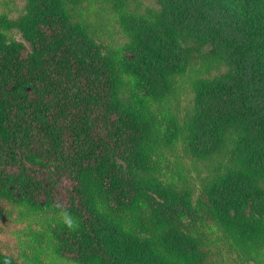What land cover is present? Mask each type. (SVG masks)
<instances>
[{
  "label": "trees",
  "instance_id": "obj_1",
  "mask_svg": "<svg viewBox=\"0 0 264 264\" xmlns=\"http://www.w3.org/2000/svg\"><path fill=\"white\" fill-rule=\"evenodd\" d=\"M66 1L27 0L9 27L22 41L9 39L0 22V189L8 180L48 200L61 213L62 253L82 264H204L198 241L183 230L199 217L192 197L148 177L164 148L186 141L194 159L215 165L208 210L240 231L234 222L251 205L262 227L251 239L262 241L264 0H156L158 20L127 24L130 59L107 54ZM205 49L227 72L200 80L193 116L183 126L174 120L166 139L155 136L146 99L125 92L127 75L165 98ZM147 201L169 230L163 250L102 208L125 213ZM0 264L13 263L0 254Z\"/></svg>",
  "mask_w": 264,
  "mask_h": 264
},
{
  "label": "rangeland",
  "instance_id": "obj_2",
  "mask_svg": "<svg viewBox=\"0 0 264 264\" xmlns=\"http://www.w3.org/2000/svg\"><path fill=\"white\" fill-rule=\"evenodd\" d=\"M65 5L72 20L84 25L107 54L128 59L133 58L129 48L132 37L126 28L128 22L132 18L158 20L161 13L156 0H67ZM26 6L27 0H0V22L11 40L22 41L17 28L9 27L25 12ZM189 45L199 46L193 40H189ZM208 52L205 49L202 58L187 62L182 72L175 75L170 93L165 98L155 97L152 92L140 87L141 82L137 77L127 75L125 92L129 97L131 94H141L146 99L148 115L157 126L155 136L166 139L174 120L183 126L193 116L196 110V85L200 80H213L227 72V66ZM186 148V141L164 148L155 157L157 170L154 169L148 177L158 180L167 192H188L192 197L199 217L185 224L183 230L187 237H194L198 241L204 264H264V234L260 242L251 239L262 230L253 219V216L260 219V214L247 205L243 213L245 218L234 222L240 226V231H235L236 227L232 224L221 223L208 210L206 203V186L213 182L215 165L212 168L207 161L194 159ZM260 185L264 192V181ZM25 193L28 197L23 195ZM48 203V200L28 190L23 184L17 187L8 180L2 184L0 254L13 264H82L62 253L63 243L58 235V230L62 228L59 226L61 213L48 208ZM147 203L148 207L143 210H127L125 213L105 206L102 208L115 220L122 221L129 231L149 239L155 238L163 250L167 248L169 230L159 221L160 213ZM230 215L233 218L236 214L230 212ZM246 233L250 240L239 241H244Z\"/></svg>",
  "mask_w": 264,
  "mask_h": 264
}]
</instances>
